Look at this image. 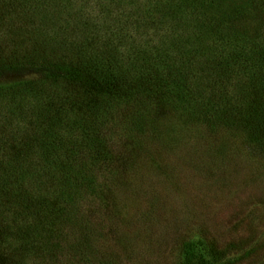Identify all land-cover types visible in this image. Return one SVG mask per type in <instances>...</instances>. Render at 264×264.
<instances>
[{"label": "trees", "instance_id": "obj_1", "mask_svg": "<svg viewBox=\"0 0 264 264\" xmlns=\"http://www.w3.org/2000/svg\"><path fill=\"white\" fill-rule=\"evenodd\" d=\"M196 1L0 0V264H68L71 248L94 263L57 228L91 226L78 205L113 182L94 171L122 153L88 124L102 104L129 105L126 134L176 116L264 149L261 53L212 41ZM241 80L254 96L245 111Z\"/></svg>", "mask_w": 264, "mask_h": 264}, {"label": "rangeland", "instance_id": "obj_2", "mask_svg": "<svg viewBox=\"0 0 264 264\" xmlns=\"http://www.w3.org/2000/svg\"><path fill=\"white\" fill-rule=\"evenodd\" d=\"M196 2L212 41L223 38L218 43L228 51L242 40L249 43L248 50L261 53L264 77V0ZM241 84L245 111L254 96ZM128 106L102 104L88 118L121 157L115 166H96L101 186L108 173L113 182L102 187V196L89 193L78 205L91 226L73 222L57 229L81 244L92 264H264V149L248 132L186 125L176 116L160 119V130L144 125L140 133L126 134ZM259 114L264 116V106ZM73 253L62 259L82 264ZM26 264L46 263L32 257Z\"/></svg>", "mask_w": 264, "mask_h": 264}]
</instances>
